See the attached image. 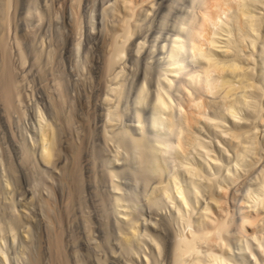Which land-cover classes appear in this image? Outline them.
I'll return each instance as SVG.
<instances>
[{
    "label": "bare ground",
    "instance_id": "1",
    "mask_svg": "<svg viewBox=\"0 0 264 264\" xmlns=\"http://www.w3.org/2000/svg\"><path fill=\"white\" fill-rule=\"evenodd\" d=\"M15 1L0 0V105L8 114L19 110L24 97L13 44L20 64L29 59L20 37L12 43L6 32ZM35 1L28 13L39 23L47 13ZM60 1L69 30L79 35L73 37L75 56H82L87 26L102 43V74L111 79L103 132L116 144L114 161L122 166L114 167L113 158L111 166L104 163L118 191L112 201L125 250L144 264H264V0H107L101 8L90 6L87 20L80 12L83 0ZM32 53L40 61L41 49ZM142 53L148 60L158 55V64L145 59L141 79L128 87L126 65L138 66ZM83 57L75 60L80 67ZM55 81L60 102L54 98L50 114L35 109L39 130L34 128L31 143L23 138V163L34 157L51 165L60 152L59 123L72 118L63 119L60 103L67 94L62 80ZM81 150L73 151L77 187ZM122 173L132 178L126 189L116 180ZM21 202H12L15 220L0 219V264L11 263L6 233L15 241L18 229L26 228L28 214L16 209L27 204ZM149 213L160 216L151 217L152 225ZM158 225L167 230L165 238ZM24 231L29 237L30 229ZM55 235L58 262L69 264L62 227ZM34 255L28 263L42 264L40 252Z\"/></svg>",
    "mask_w": 264,
    "mask_h": 264
},
{
    "label": "rangeland",
    "instance_id": "2",
    "mask_svg": "<svg viewBox=\"0 0 264 264\" xmlns=\"http://www.w3.org/2000/svg\"><path fill=\"white\" fill-rule=\"evenodd\" d=\"M34 1L16 0L10 9L11 21L6 29L12 41L15 40L17 36L20 37L23 44L21 45L23 49L27 51L26 53L29 58L27 63L24 65L20 64L19 56H15L16 59L14 58V55L18 54V51L16 44H13L14 53L12 55L16 65H18L16 66L18 69L17 75H19L18 77L21 80L20 90L24 96L23 102L19 103V110H15L10 114H8L9 111H6L2 104L0 105V180H2L0 181V219H3L2 221L5 222L15 220L16 216L14 217V213H16V211L13 208L12 202L17 200L19 203L21 201L24 203L27 201V204L26 202L24 203V207L28 205L26 208L20 207L21 205L19 206V204L16 206V209L18 207L17 210H22V213L28 214L24 215V218L28 221L27 224H25L26 228L20 227V225L18 226L17 224V226L20 227L18 229V237L20 238L17 237L14 241L10 232L6 233V236L9 237L7 239L10 241H8L7 244L9 248L5 245V247L8 248V254H10V264H29L28 262H30L31 256H35L34 254L39 255V252L40 259L42 258V264H61L58 262V256L54 250L55 234L60 227L63 229V244L69 264H144L140 261L142 259L139 258L138 260L136 256L127 252L122 245V234L119 231V223L117 221L118 216L113 206L115 204L112 201L113 196L116 194L115 192L118 191L115 190L114 192V189L111 187L112 182L108 174L109 169L106 166H109L112 160L111 158H113L112 161L115 163L111 164L113 166L115 165L118 170L121 169L120 167L122 164L121 161H114L113 155L116 151V144H113L108 138H104L103 123L106 119L104 114L106 112L105 108L107 107V104H104L106 103L104 98L107 95L106 90L108 91L107 85L110 83L107 79L110 81L111 79L106 74V77L102 74L103 70L101 68L100 57L103 55L101 54L103 53L101 52L103 48L101 40H99L100 37L96 36V33L92 36L86 29L88 26L84 23L85 27H87L82 31L84 37L82 34V37H80L84 42H82V44H84L82 51L85 54L83 55L81 51V58L75 56L73 48L75 47V40L79 35L76 34V37L74 35L75 33L73 34V31L71 32V30H69L71 29L69 24L70 19L65 18V15L61 11V1L38 0V7H42L47 13L45 15L46 18H44L43 21H39V23L33 15L28 13L29 10L35 9L37 3ZM88 1L90 3H88ZM106 1L107 0L103 3V0H96V2L95 0H83V4L81 3L82 11L80 10L81 7L79 8L81 15L83 14L82 19L87 20V15H89L88 10L92 8L94 3L96 6L100 4L97 8H101L106 4ZM34 3H36V5ZM96 3H98V5ZM30 5L33 7H30ZM56 11L60 13H56ZM153 30L155 29H152V31ZM96 31H98L99 35V30L97 29ZM73 37L76 39L74 40ZM93 39L97 41L94 40V42ZM12 43H15V41ZM39 48L42 51L41 59L40 61H33L31 54ZM51 50H53L52 54H50ZM90 50H92V52ZM142 55L144 56L146 54L142 53ZM143 56H141L142 59L140 58L141 61L138 66L132 67L130 64L126 65L127 73L125 72L126 76L124 75V78H126V84L128 81L127 78L129 79L128 87L138 82L139 79H141L140 75H143V65H145V59H147L145 58L146 56ZM82 57L86 59L83 60V62H86L80 67L75 60L80 59L81 61ZM154 58L157 59L158 55ZM154 58H152L153 60L151 59L152 61L150 59L147 60L154 62ZM156 62L157 61H155V63ZM1 63L2 60L0 56V65H2ZM139 66L140 68H138ZM154 66L156 65L154 64ZM137 71L139 75H137ZM101 74L104 78H102ZM56 78L62 80V83H64V92L67 94L64 103H60L65 109H61L64 112L62 113L64 115L63 119L68 114L69 118H72L69 123L61 121L60 124V120L59 122L56 120V122L59 123L60 129L58 141L60 152L51 165H46V163L34 157L36 163L33 158L31 160L28 159L29 163L28 161H24L25 163H23V161H21L24 148L23 142H25L23 138L25 137L24 139L27 140L26 137H28L27 142L30 141L29 143H31V135L35 134L36 131L38 133L39 130L36 110L42 108L47 114H50L54 107L53 104L51 105V102L53 103L55 100L60 102L59 100L61 98L58 96L59 92L55 88L57 87ZM103 80L107 81L104 82ZM133 81L135 82L133 83ZM65 111H67V113ZM108 140L110 142H108ZM76 146H82V154L78 162V166L80 165V175H83L81 188L75 186L76 183L72 180L75 172L77 173V170H75L77 167L74 164L75 157L73 152ZM99 153L101 155H99ZM109 158L111 160L108 161ZM38 161H40V163ZM104 162L109 164L106 165ZM73 172L74 175H72ZM122 174H119L122 180L118 179L119 177H117L116 180L120 183L123 181L121 185L123 184L122 186L125 188V184L127 186L133 182L130 180L132 179L130 178L131 175L129 176L127 173ZM8 178L10 180L8 181L11 182V186L9 187L6 186L5 181ZM46 199L49 200L50 203L47 204L45 202ZM29 204H31V207ZM155 211L158 210H154L153 212ZM159 212L160 211L157 213ZM55 216L56 218H54ZM148 216L149 224L151 225V217L160 218L158 214L149 213ZM53 221L58 222L54 223ZM8 222L6 223L7 226ZM158 227L159 228L156 227L159 229L157 232L161 235L164 234L163 236L165 238L168 235L166 232L167 230L162 229L161 225H158ZM22 229H30L29 237L25 234L26 232L24 230L22 232ZM54 231L55 233H53ZM21 237L27 241L26 246L22 245ZM19 254H21L20 257ZM3 264L8 263L4 262Z\"/></svg>",
    "mask_w": 264,
    "mask_h": 264
}]
</instances>
